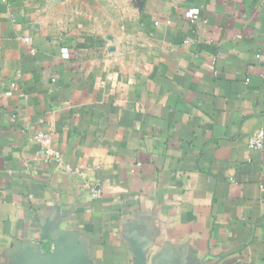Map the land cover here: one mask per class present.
I'll use <instances>...</instances> for the list:
<instances>
[{
	"label": "crops",
	"instance_id": "obj_1",
	"mask_svg": "<svg viewBox=\"0 0 264 264\" xmlns=\"http://www.w3.org/2000/svg\"><path fill=\"white\" fill-rule=\"evenodd\" d=\"M259 131L264 0H0V264H264Z\"/></svg>",
	"mask_w": 264,
	"mask_h": 264
},
{
	"label": "water",
	"instance_id": "obj_2",
	"mask_svg": "<svg viewBox=\"0 0 264 264\" xmlns=\"http://www.w3.org/2000/svg\"><path fill=\"white\" fill-rule=\"evenodd\" d=\"M54 243L53 249L46 254L22 248L15 264H88L82 246L77 245L72 236L61 235Z\"/></svg>",
	"mask_w": 264,
	"mask_h": 264
},
{
	"label": "built area",
	"instance_id": "obj_3",
	"mask_svg": "<svg viewBox=\"0 0 264 264\" xmlns=\"http://www.w3.org/2000/svg\"><path fill=\"white\" fill-rule=\"evenodd\" d=\"M15 86L12 85L11 89H14ZM7 95H10V92L7 93ZM33 142L38 144L47 157H50L56 161H59L60 156L57 152H55L51 147V137L49 134L38 132L32 137ZM264 143V132L259 131L255 135L251 136L248 139V147L253 150H260ZM93 197H97L100 193V190L98 188H95L91 191Z\"/></svg>",
	"mask_w": 264,
	"mask_h": 264
}]
</instances>
